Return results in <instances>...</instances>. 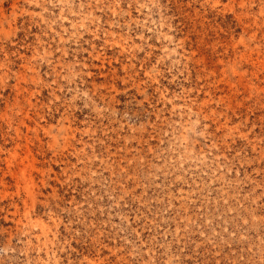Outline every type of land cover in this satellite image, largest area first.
<instances>
[{
    "label": "rangeland",
    "instance_id": "rangeland-1",
    "mask_svg": "<svg viewBox=\"0 0 264 264\" xmlns=\"http://www.w3.org/2000/svg\"><path fill=\"white\" fill-rule=\"evenodd\" d=\"M0 264H264V0H0Z\"/></svg>",
    "mask_w": 264,
    "mask_h": 264
}]
</instances>
